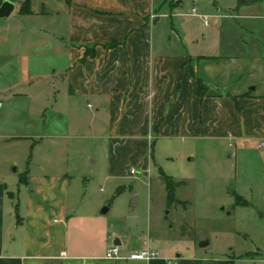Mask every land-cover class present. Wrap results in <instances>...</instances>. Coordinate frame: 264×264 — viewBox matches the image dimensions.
Instances as JSON below:
<instances>
[{
  "label": "rangeland",
  "instance_id": "1",
  "mask_svg": "<svg viewBox=\"0 0 264 264\" xmlns=\"http://www.w3.org/2000/svg\"><path fill=\"white\" fill-rule=\"evenodd\" d=\"M156 2L159 17L151 23L156 51L206 55L218 64L232 55L264 60V0ZM194 6L209 17L208 26L192 14ZM53 22L19 7L0 18V177H6L14 203L22 198L20 179L27 170L65 173L71 180L72 215L109 208L104 216H122L126 227L135 216L137 225L128 228L136 237L149 233L152 201V240L203 256L204 264H264V148L258 149L259 141L153 130L146 170L133 159L111 170L108 109L75 93L68 75V36ZM162 175L182 182L171 203ZM76 222L77 228L85 227L81 219ZM204 241L208 244L202 246Z\"/></svg>",
  "mask_w": 264,
  "mask_h": 264
},
{
  "label": "crops",
  "instance_id": "2",
  "mask_svg": "<svg viewBox=\"0 0 264 264\" xmlns=\"http://www.w3.org/2000/svg\"><path fill=\"white\" fill-rule=\"evenodd\" d=\"M24 1L15 0V9ZM157 5L156 0H30L29 16L53 18L68 36V75L75 93L94 97L108 109L111 170H119L121 160L132 159L142 161L146 170L153 130L264 140L263 58L232 55L218 64L206 55L156 51L151 23L159 17ZM51 39L50 44L46 40L48 49L55 46ZM192 71L209 86L203 99ZM5 179L0 177V264H168V258L179 264L207 262L151 239L152 201L149 233L135 237L122 216H104L109 208L83 215L75 210L72 215L71 180L65 173L27 170L16 203ZM77 219L85 224L83 229L76 227ZM117 239L119 256L110 258L107 248ZM144 248L160 255L148 260L132 256Z\"/></svg>",
  "mask_w": 264,
  "mask_h": 264
},
{
  "label": "built area",
  "instance_id": "3",
  "mask_svg": "<svg viewBox=\"0 0 264 264\" xmlns=\"http://www.w3.org/2000/svg\"><path fill=\"white\" fill-rule=\"evenodd\" d=\"M192 14L195 16H199L204 24L206 26H208L210 24L209 22V17L207 15H203V14H198V9L197 7H193L191 10ZM258 149H262L264 148V140H261V142H259V144L257 145ZM132 174H137V171L135 169L131 170ZM108 257L110 258H116L119 256V246L116 244H112L107 248V254ZM160 255V253L156 250L150 249V248H144L142 250H140L139 252L133 254L132 256L135 258H139V259H151V258H155L158 257ZM168 264H179L178 260L176 258H168L167 259Z\"/></svg>",
  "mask_w": 264,
  "mask_h": 264
},
{
  "label": "trees",
  "instance_id": "4",
  "mask_svg": "<svg viewBox=\"0 0 264 264\" xmlns=\"http://www.w3.org/2000/svg\"><path fill=\"white\" fill-rule=\"evenodd\" d=\"M11 1H15V0H11ZM68 2H71V0H67ZM20 12L21 13H31V9H30V0H26L21 4L20 7ZM90 55L89 52L86 53V56ZM192 75L197 79V92L198 95L201 99H203L207 94V90L209 88V86L200 78L198 77L193 71H192ZM235 101H237V98L234 97L233 98ZM158 128V127H157ZM163 180L166 183V187H167V198L169 203L173 202L175 199V188L178 184L182 183V182H174L170 177L168 176H164L162 175ZM179 203H184V201H179L177 200ZM19 210V205H16V212L18 213Z\"/></svg>",
  "mask_w": 264,
  "mask_h": 264
},
{
  "label": "water",
  "instance_id": "5",
  "mask_svg": "<svg viewBox=\"0 0 264 264\" xmlns=\"http://www.w3.org/2000/svg\"><path fill=\"white\" fill-rule=\"evenodd\" d=\"M15 9V3L11 0H3L0 4V18H6V17H9L12 12L14 11ZM108 208H104L103 211H107ZM136 217L135 216H131L129 217V225L128 227H134L136 226ZM115 244H121V240L117 239L115 240L114 242ZM208 244V241H204L202 242V246H205Z\"/></svg>",
  "mask_w": 264,
  "mask_h": 264
}]
</instances>
